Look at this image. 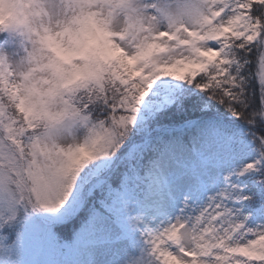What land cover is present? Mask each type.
<instances>
[{
    "label": "rangeland",
    "instance_id": "1",
    "mask_svg": "<svg viewBox=\"0 0 264 264\" xmlns=\"http://www.w3.org/2000/svg\"><path fill=\"white\" fill-rule=\"evenodd\" d=\"M250 2L264 4L0 0V15L9 11L7 21L0 20V26L5 21L0 27V217L20 211L19 204L34 194L55 200L40 207L48 221H69L83 203L84 183L69 187L63 204L55 187L62 184L61 168L71 154L81 150L99 156L102 142H94L93 134L102 127L55 90L68 70L58 61L80 57L84 43L95 46L87 31L107 33V72L116 68L137 81L151 103L169 105L168 88L154 83L137 56H151L173 83L209 64L230 80L239 78V70H231L238 61L226 32L261 43L264 23L250 15ZM260 66L264 81V62ZM4 94L29 121L44 124L25 133L27 150L12 139L23 130L13 124ZM230 103L229 116L190 125V140L183 127L174 132L184 133H173L167 141L160 136L157 156L133 166L122 187L108 183L107 203L84 219L71 240L60 241L48 222L37 225L38 208L26 209L4 236L0 227V264H264V153L250 128L235 122ZM202 108H210L209 102ZM65 109L67 115L60 118ZM173 147L177 150L162 166V152ZM254 160L260 162L256 170Z\"/></svg>",
    "mask_w": 264,
    "mask_h": 264
},
{
    "label": "trees",
    "instance_id": "2",
    "mask_svg": "<svg viewBox=\"0 0 264 264\" xmlns=\"http://www.w3.org/2000/svg\"><path fill=\"white\" fill-rule=\"evenodd\" d=\"M249 13L264 23L263 3L250 2ZM5 14L6 11H3L0 19L5 20ZM3 35L4 32L0 29V37ZM227 36L234 58L238 61V66L232 65L231 70H239V78L232 80L220 75V71L213 64H209L202 67L195 76L173 83L159 71L155 60L142 56L154 83L168 88L165 92L171 97L169 105L157 106L151 103L149 98L142 96L137 81L116 68L107 72L109 58L105 32L97 37L96 49H90L87 56L79 59L80 66H76L75 60L57 63L59 68L65 67L68 72L63 71L65 74L60 75L55 91L62 92L79 114L87 116L102 127V132L94 135L98 145L102 142L99 156H94L93 153L78 154L82 158L78 168L68 173L65 170L61 172L62 184L55 187L57 198L63 204L68 188L84 183L83 203L73 214L75 216L64 222L47 220L51 224L47 227L53 230L60 241L71 240L84 219L107 201L108 183L122 187L131 177L138 162L153 159L157 144L155 142L160 136L168 138L169 132L176 133L174 131L182 127L188 134L193 129L190 125H196L202 119L225 118L230 113L225 111L229 102L237 115L235 122L250 128L264 153V81L260 74V64L264 62V30L260 44L248 43L230 34ZM229 92L233 95L227 96ZM2 96L13 124L17 129L23 130V135L17 136L18 138L12 136V139L15 138L26 149L25 133L36 131L35 128L41 129L44 124L30 122L21 107H16L8 95ZM207 102L210 108L203 109ZM16 168L20 170L19 164ZM49 199H37L35 194L30 195L28 200L25 198V202L19 204L20 211H17L15 218L5 216L1 220L2 231H10L11 226L19 220L20 214L22 217L27 215L26 209L29 212L38 208L36 214L41 213V205L47 201H55L53 199L51 202ZM36 220L37 225L46 226L42 217H37Z\"/></svg>",
    "mask_w": 264,
    "mask_h": 264
},
{
    "label": "bare ground",
    "instance_id": "3",
    "mask_svg": "<svg viewBox=\"0 0 264 264\" xmlns=\"http://www.w3.org/2000/svg\"><path fill=\"white\" fill-rule=\"evenodd\" d=\"M231 109H232V111H234V108L231 106ZM180 132H182V133H184L183 131H179V132H176L175 133V135L176 134H180ZM173 134H170L169 135V137L168 138H163L164 139V141H167L169 138H170V136H172ZM192 137V134L190 133L189 135H188V139L187 140H190V138ZM186 140V139H185ZM158 141H156L155 143H157ZM186 142H188V141H186ZM201 145H200V142L198 143L197 142V147H200ZM247 147V145H243V147H242V150H244L245 148ZM177 150V148L176 147H173V148H170V149H167V150H165V151H163L162 152V156H161V158H160V160H159V163L160 164H162V166H165V165H167V162H166V160H167V158L174 152V151H176ZM157 156V152L155 151L154 152V157H156ZM259 167L260 166V162L259 161H253L252 162V170H256L255 168H253V167Z\"/></svg>",
    "mask_w": 264,
    "mask_h": 264
}]
</instances>
